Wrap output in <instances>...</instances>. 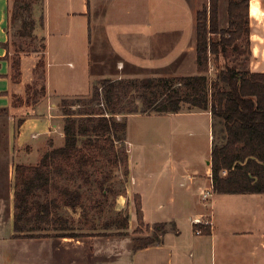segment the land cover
Wrapping results in <instances>:
<instances>
[{
  "label": "crops",
  "instance_id": "crops-1",
  "mask_svg": "<svg viewBox=\"0 0 264 264\" xmlns=\"http://www.w3.org/2000/svg\"><path fill=\"white\" fill-rule=\"evenodd\" d=\"M80 2L78 9L75 8V0H43L41 5L34 6L35 39L39 37L41 42L44 38L45 48L29 51L21 43V39L26 43L29 38L18 34L16 37L19 40L13 38L15 34L12 33V28H19L20 25L19 22H14L11 16L13 0H0V118L5 124V131L0 134V205H6L5 214L3 208L0 209V264H236L235 259H243L242 252L246 255L252 252L251 245L232 246L219 241L217 225L222 214L216 213L213 207L204 206L201 202L204 191L212 188L211 153L215 133L213 116L209 110L165 115L133 113L127 116L125 142L129 164L125 185L129 198V235L117 238L12 237L16 166L36 165L45 152L64 144L59 145L61 140L65 142V119L61 111V100L63 97L83 95V92H71L69 87H66L78 88L77 79L72 72L73 66L71 67L73 63L67 61L75 45L70 31L72 27L68 24L71 20L79 15H86L89 19L87 47L85 44V69L89 77L94 76L101 81L105 78H149L197 73V13L204 4H209L210 0ZM229 2L230 0H219V25L223 29L229 27ZM248 3L250 46L247 50L251 51V55L249 59L247 56V65L252 71L264 72V0H248ZM253 7L257 8L256 13H253ZM52 24L53 40L50 39ZM20 44L24 47V51L20 52L21 78L15 81L13 57ZM242 44L243 42H240V45ZM41 58L45 62L44 94L40 92L41 83H35V68ZM54 66H70V69L69 72H63L53 68ZM212 67L211 65L210 73L213 71ZM29 84L32 87L27 90ZM36 90L39 92L34 98ZM160 116H201L205 119L204 133L208 134L210 157L204 177L209 184L202 185L198 193L192 190L194 185H199L197 177L202 176L197 168L181 164L185 162L180 160V153L159 148L153 154L144 152L142 158L139 157L138 151H133L134 144L147 147L144 140H134L135 137L131 133L133 122ZM157 145L163 146L161 143ZM137 194L141 197L144 223L149 226L146 234L135 232L139 227L135 202ZM225 195H237L235 197L238 201L253 204L255 209L264 201V193L215 192L209 200L213 204L216 199H227ZM189 204H198L199 212L188 216ZM226 214L232 216L231 213ZM203 215L212 216L211 234L195 233L193 219ZM252 216L251 223L246 224L245 229L232 226L228 233L234 238H254L255 243L259 240L264 245V229L256 227L258 221L255 215ZM181 217L189 221L192 229L189 255L182 251V247H187L188 242L186 244L184 240H180V231H177L179 228L176 221L180 222ZM2 221L9 222L10 231H2ZM158 222H175L177 230L168 229L160 235L159 242L133 251V238L150 235L153 225ZM127 237L129 239L123 242V238ZM202 238L209 239L208 244L197 247V239ZM92 241L116 247L111 252L103 247L98 248L100 245H97L95 251L90 245Z\"/></svg>",
  "mask_w": 264,
  "mask_h": 264
},
{
  "label": "trees",
  "instance_id": "trees-1",
  "mask_svg": "<svg viewBox=\"0 0 264 264\" xmlns=\"http://www.w3.org/2000/svg\"><path fill=\"white\" fill-rule=\"evenodd\" d=\"M38 2L43 0H13L11 16L20 24L19 36L35 39L33 11ZM249 34L248 0H230L227 29L219 25V0H210L197 13V73L105 78L86 96L63 97L64 145L45 152L36 165L16 166L12 237L129 235V216L122 213L105 221L101 226L103 231L87 230L97 229V224L89 218L92 210L102 212V199L107 200L114 190L107 186L113 178L112 172L101 173L99 162L105 158L113 167L123 165L128 175L125 139L127 116L133 113L211 111L215 133L211 153L213 193H264V72L250 70L239 56L233 64L219 65V56H226L228 49L239 55L246 53L249 59L251 51L241 50L240 45L243 41L250 46ZM44 48L42 38L41 50ZM16 51L13 78L19 81L23 45H18ZM213 61L214 78L210 73ZM44 67L41 58L35 68V83H41L42 94L46 90ZM31 87L27 85V90ZM38 92L34 91V98ZM135 202L139 221L135 232L139 233L140 226L145 224L139 194L135 195ZM65 208L80 211L79 218L62 213ZM170 225L175 227L173 222H158L150 235L134 237L133 251L159 242L160 235ZM193 225L204 234L212 233L210 227Z\"/></svg>",
  "mask_w": 264,
  "mask_h": 264
},
{
  "label": "rangeland",
  "instance_id": "rangeland-1",
  "mask_svg": "<svg viewBox=\"0 0 264 264\" xmlns=\"http://www.w3.org/2000/svg\"><path fill=\"white\" fill-rule=\"evenodd\" d=\"M75 2H76L75 8L78 9L80 7L81 2L80 0H75ZM37 4L41 5V2H38ZM52 19L54 20L53 15H52ZM88 20H89L88 16L79 15L76 19L71 20L68 23L72 27L70 31L74 39L75 45L73 46L74 51L70 54L69 56L70 58L67 61H71L73 63L71 67L73 66L72 72L74 73V76L77 79L76 84H78V88L73 89L72 86H66V87H69L68 89L71 92H75V91H78L79 93L83 92V96L84 95L86 96L89 93H91L93 86L98 85L100 83V80L98 78L94 76L89 77L85 69V59L87 61V57H85V44L87 47V35H89L90 32L88 28ZM51 27H52V34L50 39L53 40L54 24H52ZM17 30L18 28L16 27L12 28V33L15 34L13 38L19 40L16 37ZM38 38L33 41L29 39L28 42L26 43H24L21 39V43H23L24 47L26 49H29V51L30 50L39 51L41 50V42ZM241 50L247 52V45L244 42L241 45ZM237 56H239L240 60L247 62L246 53L239 55L237 52L228 49L226 56H222V55L219 56V65H223L225 63L233 64L237 60ZM68 65H70L69 62ZM212 66H213L212 67L213 71L211 73V76L214 78L216 74V66L214 61L212 62ZM53 68H58V70L63 72L67 70V72H69L68 70L70 69V66H54ZM204 129H205V119L204 117L201 116H192L191 118L186 116L184 117L160 116V117H151L148 119H137L136 121L133 122L131 133L135 137L134 140L137 139L144 140L147 144V147L145 148L142 147L141 145L139 146L134 144L132 148L134 153L138 151L139 157L142 158L144 152L153 154L155 151H158L159 148L160 149L165 148L167 150L175 151L172 153H180L179 154L180 160H183L185 162V163L181 162V164H185L188 167L197 168L199 170V174H201L202 176V177L200 176L197 177L198 178L197 181L199 185H194L192 190V192L196 190V193H198L200 187H203L202 185L209 184L207 178L204 177L210 157L208 134L204 133ZM219 129L220 127L217 129V136L219 135ZM4 131H5V124L2 118H0V134H2ZM63 143L64 140H61L59 145H62ZM158 143H161L163 146L158 147L157 145ZM167 161L168 158L166 160V163ZM99 167L98 168L100 169L101 173H106L109 171L112 172L113 178L107 183V186H112L114 190L112 193L111 192L109 193V198L107 200L102 199L104 200V202H102L103 206H100L101 209L103 208L102 212L101 210L99 211V209L92 210L91 216L89 218H92L93 222L97 224V229L87 230L91 232L103 231V229L101 228L102 224L107 220L115 218L116 216H118V214L122 213V215L124 216L129 214V198L127 197L128 194L125 185L126 184L125 181L127 179L126 178L127 175H125L124 172L125 167L123 165H119L118 167H113L109 162H107V160H105V158H102V160L99 162ZM99 196L97 195L96 197ZM225 196H227L226 197L227 199L224 198L218 200L216 199V202H214L213 204H211L212 202L211 200L205 201L201 199V202L204 206L213 207V210L215 209L216 213L222 214V216H219L220 221H218V225H217L218 227L217 236L219 241H221L223 244L232 245V246L251 245L252 248L250 250L252 252L249 255H246V253L242 252L241 255L244 257L243 259L241 258L235 259L234 262L236 264H246V262H248V264H259L258 262H262V264H264V245L262 242H259L258 240V243L257 242L255 243L254 238L251 240L239 238V237L234 238L228 233V231L232 226L238 227V229H245L246 224L248 225L249 223H251V219L253 217L252 215H255L258 221V225L256 227L264 229V201H262V203L259 204L258 207L255 209L253 204L244 201L242 202L238 201L237 197H235L237 195H225ZM188 207H189V211L187 213L188 216L194 215L199 212L198 207L200 206L198 204L197 205L189 204ZM1 208H3V212H4L3 214H5L6 205L5 206L0 205V209ZM79 212L80 211H74L71 208L70 209L65 208L63 209L62 213L66 215L76 216V218L78 219L80 216ZM226 213H231L232 216L229 217L228 214ZM203 216L207 217L206 215ZM134 220H136V216H134ZM2 222L4 226L2 231L4 233H6V231L7 232L10 231L9 222L8 221H2ZM5 223H7L8 225L6 226ZM173 223L175 224V222ZM176 223L179 230H177L176 224L174 228L170 225L169 230H177L178 232L180 231L179 236L181 238L179 239L184 240L186 244L188 242V246L182 247V251H184L187 255H189L190 252L189 243H190V237L192 236L191 233L192 229L190 227L189 221L185 217H181L180 222L176 221ZM148 229L149 226L147 227L145 224L141 225L140 226L141 232H139V234L142 233L146 234L148 232ZM114 237L117 238V236H113V238ZM128 239H129L128 237L123 238V242H125ZM207 240L209 239L207 238L197 239L196 246L198 247L200 245L208 244ZM92 242L90 245H92L91 248H94L95 251L97 249V245H100L98 246V248L103 247V249L105 248V250H109L111 252H113L112 249L116 247L112 244L103 245V244L95 243L97 241H92ZM255 246L257 248H255ZM251 255H253V257H250Z\"/></svg>",
  "mask_w": 264,
  "mask_h": 264
},
{
  "label": "built area",
  "instance_id": "built-area-1",
  "mask_svg": "<svg viewBox=\"0 0 264 264\" xmlns=\"http://www.w3.org/2000/svg\"><path fill=\"white\" fill-rule=\"evenodd\" d=\"M213 193L212 188H208L204 191L203 195H202V199L203 200H209L211 195ZM212 216H197L193 219V224H201L205 227H210V229H213V221H212ZM195 233L196 234H202V230L200 228L195 229Z\"/></svg>",
  "mask_w": 264,
  "mask_h": 264
},
{
  "label": "bare ground",
  "instance_id": "bare-ground-1",
  "mask_svg": "<svg viewBox=\"0 0 264 264\" xmlns=\"http://www.w3.org/2000/svg\"><path fill=\"white\" fill-rule=\"evenodd\" d=\"M252 11H253V13H256L257 12V8L253 7Z\"/></svg>",
  "mask_w": 264,
  "mask_h": 264
}]
</instances>
